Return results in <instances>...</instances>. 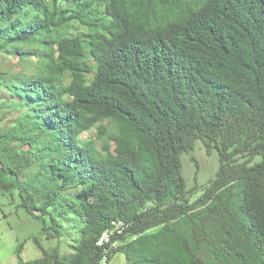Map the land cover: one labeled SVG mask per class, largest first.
I'll return each mask as SVG.
<instances>
[{"label": "trees", "instance_id": "trees-1", "mask_svg": "<svg viewBox=\"0 0 264 264\" xmlns=\"http://www.w3.org/2000/svg\"><path fill=\"white\" fill-rule=\"evenodd\" d=\"M1 50L0 192L73 250L33 264H102L113 220L108 262L264 264V0H0Z\"/></svg>", "mask_w": 264, "mask_h": 264}, {"label": "rangeland", "instance_id": "rangeland-1", "mask_svg": "<svg viewBox=\"0 0 264 264\" xmlns=\"http://www.w3.org/2000/svg\"><path fill=\"white\" fill-rule=\"evenodd\" d=\"M33 59V58H32ZM0 65L10 71H17L21 64L17 56L0 51ZM3 125V124H1ZM88 132L81 136L85 137ZM182 174L188 187L194 188L208 183L218 169L217 152L210 153L197 142L191 154L181 155ZM197 189H200L199 187ZM200 190L195 195H199ZM19 198L15 195L0 192V264H33L32 261L41 257L43 252L33 240L39 239L40 244L48 251L57 247L60 254L73 251L68 246L67 236L61 239L46 238L41 230V222L32 218L19 205ZM20 249V253L18 250ZM108 264H126L123 253L112 254Z\"/></svg>", "mask_w": 264, "mask_h": 264}, {"label": "built area", "instance_id": "built-area-1", "mask_svg": "<svg viewBox=\"0 0 264 264\" xmlns=\"http://www.w3.org/2000/svg\"><path fill=\"white\" fill-rule=\"evenodd\" d=\"M127 227V224L122 220H113L109 228L104 229L99 235L96 244L103 249L102 264H108L107 253L112 247L118 245L117 240H113V236L119 235Z\"/></svg>", "mask_w": 264, "mask_h": 264}]
</instances>
